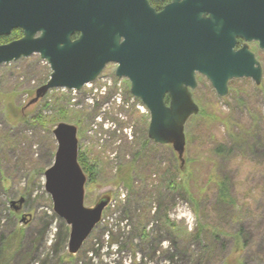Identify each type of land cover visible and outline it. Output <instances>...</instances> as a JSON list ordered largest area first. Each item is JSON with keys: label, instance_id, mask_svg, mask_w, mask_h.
<instances>
[{"label": "rangeland", "instance_id": "1", "mask_svg": "<svg viewBox=\"0 0 264 264\" xmlns=\"http://www.w3.org/2000/svg\"><path fill=\"white\" fill-rule=\"evenodd\" d=\"M117 69L109 65L81 91L55 89L29 107L50 77L48 64L34 55L0 66V253L15 238L7 264H264V79L259 87L235 80L221 98L197 77L199 114L186 125L182 164L172 146L148 139L149 111ZM60 123L78 128L79 153L94 172L86 175L85 206L111 198L76 256L45 190ZM165 181L178 186L160 194L176 228L151 220L144 241L133 227L142 213L154 218L160 195L149 191Z\"/></svg>", "mask_w": 264, "mask_h": 264}, {"label": "water", "instance_id": "2", "mask_svg": "<svg viewBox=\"0 0 264 264\" xmlns=\"http://www.w3.org/2000/svg\"><path fill=\"white\" fill-rule=\"evenodd\" d=\"M144 10L153 16L147 5ZM122 12L123 0H0V34L14 29L25 33L21 41L0 47V66L34 55L48 62L51 78L36 91L30 107L55 89L81 91L100 77L107 64L118 65L117 78H128L131 94L149 111L148 139L156 145L172 146L184 164L185 128L199 114L192 96L198 86L195 74L205 76L218 96L225 98L232 80L253 78L260 86L261 68L255 69L252 64L257 63L243 52L234 58L236 64H220L217 51L207 43L203 50L197 35L190 34L179 47L173 45L165 14L157 17V53L149 45L140 48L131 41L124 47L120 43ZM76 32L81 38L73 42ZM78 133L74 125L56 126L55 163L45 172V190L54 213L70 228L71 256L79 254L111 204V198L104 197L94 208L85 206L87 178L79 163Z\"/></svg>", "mask_w": 264, "mask_h": 264}, {"label": "flooded vegetation", "instance_id": "3", "mask_svg": "<svg viewBox=\"0 0 264 264\" xmlns=\"http://www.w3.org/2000/svg\"><path fill=\"white\" fill-rule=\"evenodd\" d=\"M144 5H147L153 16L144 10ZM6 13L7 10L2 11L3 15ZM162 14H165L168 29L173 34V45L179 47L190 34L197 35L199 46L205 50V43H207L217 51L219 63L227 62L228 66H232L234 58H237L239 53L249 54L252 56L251 61L254 60L257 63H253L252 66L255 69L261 68L262 85L264 79L261 60L262 56L264 57V0H123L124 27L121 45L126 47L127 41L136 42L140 48L149 45V49L157 53V17ZM40 36H42L41 33L36 38ZM24 37L23 29H14L10 34H0V47L19 42ZM80 38L81 33L76 32L72 41L77 42ZM127 58L128 54H126ZM41 61L48 64L42 58ZM109 65L113 64H107L106 67ZM48 66L50 67L49 64ZM51 74L52 72L47 83ZM198 76L208 81L200 73L195 74L196 81ZM121 79L128 80L126 77ZM244 79L255 83L253 78ZM166 101H169V96H166Z\"/></svg>", "mask_w": 264, "mask_h": 264}, {"label": "trees", "instance_id": "4", "mask_svg": "<svg viewBox=\"0 0 264 264\" xmlns=\"http://www.w3.org/2000/svg\"><path fill=\"white\" fill-rule=\"evenodd\" d=\"M41 118H42L41 116L37 117V120L39 122H41ZM62 121H60V120L59 121H49V123L50 122L51 123H57V122L59 123V122H62ZM222 150H223V147L222 146H218L215 151H216V153H222ZM79 163H80L85 175H89L90 178L94 177L93 176V174H94L93 169L88 167L86 158L83 157V155H81L80 153H79ZM148 178H147V184H146L147 186H148V184L150 183V180H151L150 175L148 176ZM167 186H168L167 189H171L174 194L177 193L178 186L176 187L175 183H173V182L172 183H168L167 181H165V186H163L162 183H160L159 186H155V187L153 186L151 191H149V193H153V192L157 191L158 195H160L162 189H164ZM150 198H151V195H150ZM222 198H223V200H229V196L227 195L225 189H222ZM138 218L140 219L139 222H138V227L137 226H136L137 228L133 227V232H135V233L137 232L138 234H140V238L142 240H144V241L149 239V233L146 231L145 226H147V224L151 220H156L158 223L161 224V226H166V227L168 226L171 229H175L176 228V226L173 225V223L167 217L166 205L164 204V198L161 195H160V198H158V207L155 210L154 218L153 217L150 218V216L147 215V213H144V214L142 213V215L139 216ZM164 218H165V221H164ZM18 237H19L18 238V243H19L21 241V236L18 235ZM107 238L109 240L113 239V237L110 234L107 236ZM195 239L199 240L200 237L197 235L195 237ZM13 240H15V238H13L9 242L5 243L4 250L0 253V264H7V261L11 259L10 258L11 255L10 254H11V249H12L11 246L14 245V243L12 242ZM62 240L63 241L59 243L61 245V247L65 246L67 238L62 239ZM183 244H184V242H183ZM187 245H186V247H187ZM123 248H121V249H123ZM119 249H120V247H119Z\"/></svg>", "mask_w": 264, "mask_h": 264}, {"label": "bare ground", "instance_id": "5", "mask_svg": "<svg viewBox=\"0 0 264 264\" xmlns=\"http://www.w3.org/2000/svg\"><path fill=\"white\" fill-rule=\"evenodd\" d=\"M167 102H169V101H167ZM186 131V130H185ZM186 133V132H185Z\"/></svg>", "mask_w": 264, "mask_h": 264}]
</instances>
